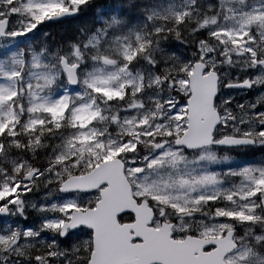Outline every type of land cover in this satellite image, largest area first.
<instances>
[{
  "label": "snow or ice",
  "instance_id": "6c2138e0",
  "mask_svg": "<svg viewBox=\"0 0 264 264\" xmlns=\"http://www.w3.org/2000/svg\"><path fill=\"white\" fill-rule=\"evenodd\" d=\"M0 264H264V0H0Z\"/></svg>",
  "mask_w": 264,
  "mask_h": 264
}]
</instances>
